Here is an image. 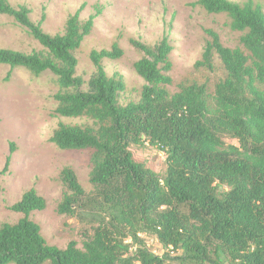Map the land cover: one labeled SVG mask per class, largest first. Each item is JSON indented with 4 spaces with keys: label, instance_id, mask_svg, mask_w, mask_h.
Instances as JSON below:
<instances>
[{
    "label": "trees",
    "instance_id": "1",
    "mask_svg": "<svg viewBox=\"0 0 264 264\" xmlns=\"http://www.w3.org/2000/svg\"><path fill=\"white\" fill-rule=\"evenodd\" d=\"M196 5L227 15L231 29L243 34L242 47L230 48L206 30L209 41L196 66L212 69L218 56L225 77L214 93L206 83H192L171 94L168 36L154 46L131 39L142 53L134 69L145 85L138 102L121 105L126 83L110 77L104 65L124 56L117 41L91 52L95 72L87 82L77 76L76 52L101 7L86 21L81 7L63 33L51 35L42 28L45 15L34 22L28 7L0 0V15L13 18L42 47L31 53L0 48V65L11 68L6 80L18 67L58 78L54 116L86 122L60 123L51 141L62 151L91 152L95 189L87 195L72 169L62 171L68 191L57 212L92 228L82 246L70 241L63 249L49 244L30 218L46 209V200L35 188L24 193L10 207L23 217L0 225V264H264V8L254 0ZM145 144L167 156L163 177L134 159L131 146ZM10 161L11 156L0 176ZM140 233L157 239L163 255L153 253Z\"/></svg>",
    "mask_w": 264,
    "mask_h": 264
},
{
    "label": "rangeland",
    "instance_id": "2",
    "mask_svg": "<svg viewBox=\"0 0 264 264\" xmlns=\"http://www.w3.org/2000/svg\"><path fill=\"white\" fill-rule=\"evenodd\" d=\"M13 6L24 5L31 10V19L45 20L42 28L51 35L63 33L70 15L83 7L81 20L86 21L96 14L97 7L102 14L95 20L91 34L76 52L79 60L77 76L86 82L95 72L90 59L93 50L110 49L117 41L124 50V56L115 61L105 60L104 65L110 77L120 76L126 89L119 95V103L127 105L141 98L144 80L136 73L134 64L142 53L130 44L131 39L149 46L168 36L173 52L170 76L172 84L167 90L174 94L192 83H206L214 93L216 84L225 77L218 56L213 58V68L197 67L209 41L206 30L212 29L220 35L222 43L230 48L242 47L240 32L230 27L231 19L225 15L208 14L196 0H8ZM244 3L247 0H231ZM264 8V0H254ZM0 48L23 53L40 51L42 47L13 18L0 15ZM0 65V171L11 156L9 171L0 176V225L15 224L22 214L10 207L19 202L27 191L35 188L47 203L43 211H35L30 218L42 230V235L51 245L65 248L70 241L79 246L92 234L91 225L77 216L60 215L57 212L67 187L61 179L65 168L76 174L87 195L94 194L90 183L92 161L90 151H62L51 137L60 123L82 125L85 119H67L54 116L57 103L54 96L60 92L58 78L49 72L36 76L23 67L12 70ZM229 143H235L232 139ZM14 152L11 153V148ZM137 162L156 172L160 177L167 169L164 152L145 144L131 146ZM148 248L157 255H163V247L154 237L140 233ZM127 239V243H131ZM134 245L132 250H135ZM178 252L173 256H177ZM15 264V263H9Z\"/></svg>",
    "mask_w": 264,
    "mask_h": 264
}]
</instances>
